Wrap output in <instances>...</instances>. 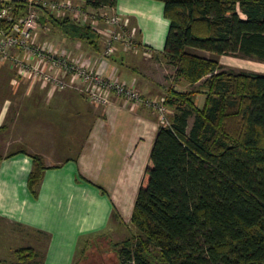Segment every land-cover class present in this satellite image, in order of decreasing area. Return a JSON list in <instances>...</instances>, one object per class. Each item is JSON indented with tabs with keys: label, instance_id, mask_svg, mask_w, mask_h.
I'll return each mask as SVG.
<instances>
[{
	"label": "trees",
	"instance_id": "trees-1",
	"mask_svg": "<svg viewBox=\"0 0 264 264\" xmlns=\"http://www.w3.org/2000/svg\"><path fill=\"white\" fill-rule=\"evenodd\" d=\"M81 1L95 10L116 5ZM156 1L169 21L163 58L175 69V81L191 90L171 87L163 96L168 123L155 137L131 236L110 243L116 263L264 264V74L222 71L217 60L191 52L264 61V0ZM12 5L14 21L28 11L25 0ZM40 24L94 49L101 45L93 27L70 18L42 10ZM198 94L205 96L201 108ZM32 162L27 186L37 198L46 168L39 155ZM16 254L29 261L34 252L21 248Z\"/></svg>",
	"mask_w": 264,
	"mask_h": 264
},
{
	"label": "crops",
	"instance_id": "crops-1",
	"mask_svg": "<svg viewBox=\"0 0 264 264\" xmlns=\"http://www.w3.org/2000/svg\"><path fill=\"white\" fill-rule=\"evenodd\" d=\"M113 9L136 30L140 48L164 60L169 21L163 4L116 0ZM54 30L56 36L40 43L87 59L103 74L134 81L146 97L160 96L158 79L134 53L118 50L102 60V44L94 49ZM181 87L191 90L186 83ZM195 100L201 108L204 94ZM160 125L158 115L142 105H125L112 96L109 106L96 107L76 88L54 91L24 80L0 61V247L31 248L36 239L44 242L40 264H74L82 241L103 234L117 242L129 238ZM32 155L46 168L37 198L27 186Z\"/></svg>",
	"mask_w": 264,
	"mask_h": 264
},
{
	"label": "built area",
	"instance_id": "built-area-1",
	"mask_svg": "<svg viewBox=\"0 0 264 264\" xmlns=\"http://www.w3.org/2000/svg\"><path fill=\"white\" fill-rule=\"evenodd\" d=\"M14 1L17 0H0V61L9 62L19 77L54 91L76 88L96 107L109 106L113 96L125 105H142L151 110L158 115L161 125L168 123L169 111L164 97L148 98L134 81L126 82L114 74H103L91 67L87 59L36 42V32L42 27L40 12L45 10L56 18H70L77 25L93 27L101 37L102 60L110 59L118 50L149 54L138 45L136 30L130 28L126 18L113 8L95 10L81 0H25L28 11L14 21ZM2 22L10 28H3Z\"/></svg>",
	"mask_w": 264,
	"mask_h": 264
},
{
	"label": "rangeland",
	"instance_id": "rangeland-1",
	"mask_svg": "<svg viewBox=\"0 0 264 264\" xmlns=\"http://www.w3.org/2000/svg\"><path fill=\"white\" fill-rule=\"evenodd\" d=\"M55 33L56 32L53 28H51V30H46L45 28L41 27L36 32V42L38 43L43 42L49 39L50 38L49 36L51 35H53L52 37H54L56 36ZM191 52L200 56L217 60L221 65L222 71H227L236 74L243 72H255V73L264 74V61H260L255 58L244 57L242 55L214 56L211 53L204 51H196V50H192ZM101 53L102 50H100V54ZM148 53L149 54L147 55H144V53H134L132 54V56H134L133 58L137 60L138 64L141 63L143 69H148L150 71L149 73H151V76L158 79V83L160 84V86H158L159 87L158 91L160 95L159 97H163L168 88L171 87L177 88L178 86L181 87L184 85V83L181 80L177 82L175 81V69L170 64H168L165 59L162 60L159 57H154V55L151 54V52ZM182 88L183 87L180 88V91L183 90ZM199 88L200 85H197L193 87L192 90H199ZM138 89L140 90L139 87ZM148 98H152V97H148ZM190 121H192V118ZM128 236L129 234L127 233L126 237ZM111 241L117 242L118 240L113 239L111 235L106 236L105 234L101 236H97V238L92 237L91 240L89 241L90 247H88V249L82 254L78 253L74 264H97L98 262L102 263L103 261L105 262V264H117L116 256L113 252L114 250H112L113 248L110 245ZM38 243H42L43 245H40L39 247L36 246V248H34L33 245ZM20 245H23V243ZM20 245H17V247L15 245L13 251L6 250L0 247V264H40L44 249L43 241L32 239L31 248H28V246L22 247ZM20 247L33 249L34 255L29 261L28 259L25 261L18 260V255L16 254V252L19 249H21Z\"/></svg>",
	"mask_w": 264,
	"mask_h": 264
}]
</instances>
